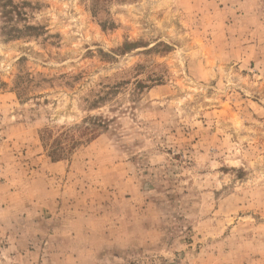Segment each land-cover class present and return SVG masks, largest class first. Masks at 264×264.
Returning a JSON list of instances; mask_svg holds the SVG:
<instances>
[{
	"label": "rangeland",
	"instance_id": "rangeland-1",
	"mask_svg": "<svg viewBox=\"0 0 264 264\" xmlns=\"http://www.w3.org/2000/svg\"><path fill=\"white\" fill-rule=\"evenodd\" d=\"M13 2L0 264H264V0Z\"/></svg>",
	"mask_w": 264,
	"mask_h": 264
},
{
	"label": "trees",
	"instance_id": "trees-1",
	"mask_svg": "<svg viewBox=\"0 0 264 264\" xmlns=\"http://www.w3.org/2000/svg\"><path fill=\"white\" fill-rule=\"evenodd\" d=\"M0 17L2 19L0 30L6 40L10 41L21 36L23 32L20 28L15 26V22L23 20V16L19 7L14 4L13 0H0ZM36 29V27L27 26L25 31Z\"/></svg>",
	"mask_w": 264,
	"mask_h": 264
}]
</instances>
